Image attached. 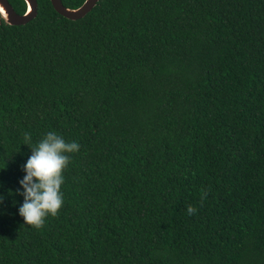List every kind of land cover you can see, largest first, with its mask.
Masks as SVG:
<instances>
[{
    "label": "trees",
    "instance_id": "1",
    "mask_svg": "<svg viewBox=\"0 0 264 264\" xmlns=\"http://www.w3.org/2000/svg\"><path fill=\"white\" fill-rule=\"evenodd\" d=\"M49 131L80 149L37 229L17 190ZM0 264H264V0L1 18Z\"/></svg>",
    "mask_w": 264,
    "mask_h": 264
},
{
    "label": "clouds",
    "instance_id": "2",
    "mask_svg": "<svg viewBox=\"0 0 264 264\" xmlns=\"http://www.w3.org/2000/svg\"><path fill=\"white\" fill-rule=\"evenodd\" d=\"M0 18L5 22L9 17L0 9ZM24 144L31 148V155L22 170L26 173L19 181L22 191L17 190L24 197L19 207V214L25 225L40 229L44 226L48 216L56 217L64 204L63 192L64 171L70 163L71 153L78 152L79 143L66 142L55 132H47L35 145L32 144L31 134H24ZM207 193L202 190L201 203ZM197 211L192 205L187 206V213Z\"/></svg>",
    "mask_w": 264,
    "mask_h": 264
},
{
    "label": "water",
    "instance_id": "3",
    "mask_svg": "<svg viewBox=\"0 0 264 264\" xmlns=\"http://www.w3.org/2000/svg\"><path fill=\"white\" fill-rule=\"evenodd\" d=\"M54 9L61 15L70 18L78 19L85 15L98 0H83V2L76 7H69L62 3L61 0H50ZM26 9L24 12H17L9 0H0V9L8 15L9 19L7 23L21 24L30 20L36 15L37 12V0H25ZM1 19V18H0Z\"/></svg>",
    "mask_w": 264,
    "mask_h": 264
}]
</instances>
